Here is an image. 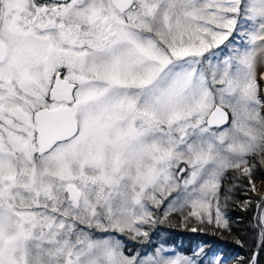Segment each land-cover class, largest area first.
<instances>
[{"label": "snow or ice", "instance_id": "obj_1", "mask_svg": "<svg viewBox=\"0 0 264 264\" xmlns=\"http://www.w3.org/2000/svg\"><path fill=\"white\" fill-rule=\"evenodd\" d=\"M262 62L264 0H0V264H195L128 243L238 179L264 238Z\"/></svg>", "mask_w": 264, "mask_h": 264}, {"label": "trees", "instance_id": "obj_2", "mask_svg": "<svg viewBox=\"0 0 264 264\" xmlns=\"http://www.w3.org/2000/svg\"><path fill=\"white\" fill-rule=\"evenodd\" d=\"M263 179L264 171L257 172L254 176L257 186ZM234 183L235 187L229 185L232 187V192L225 209L230 230L217 229L211 224L201 225L195 222L185 227L183 220L180 221V216L175 214L170 217V222L158 225L154 230L168 231L170 236L166 243L173 244L181 254L195 258V264H214V258L226 261V264H247L256 252H258V264H264V238L261 237V229L257 226L261 212L257 210L259 196L250 190L246 181L238 179ZM221 203L223 206V198ZM192 227H196L197 230L191 231ZM152 232L150 237L153 238L155 236ZM210 239H215V246L211 248L205 242ZM200 242L207 247L198 254L197 244ZM145 243L147 241H131L128 246L130 250L137 252L139 245ZM161 243L150 247L154 250Z\"/></svg>", "mask_w": 264, "mask_h": 264}, {"label": "rangeland", "instance_id": "obj_3", "mask_svg": "<svg viewBox=\"0 0 264 264\" xmlns=\"http://www.w3.org/2000/svg\"><path fill=\"white\" fill-rule=\"evenodd\" d=\"M264 69V62L262 63H258V71ZM264 181V179L260 182V184ZM260 184L257 186V188H259ZM182 217H180V221H181ZM152 233H154V236L155 237H150V240L147 241V243L145 244H142L141 246L139 245V249L137 250V252H139L140 254H151L154 250L150 247L151 245H154V244H158V243H161L164 245V247L166 249H168V254L171 255V256H179V257H184V258H188V259H191L193 260L194 262L196 261L195 258L191 257V256H185L183 254H181L180 252H178V250L176 249V247L171 244V243H166L167 240H168V236L169 233L168 231H161V230H154ZM159 244V245H161ZM158 245V246H159ZM198 245V248H199V251H198V254L201 252V250L205 249L206 248V245L203 246L202 245V242H200V244H197ZM141 247V248H140ZM214 262L216 260V258L213 259Z\"/></svg>", "mask_w": 264, "mask_h": 264}, {"label": "bare ground", "instance_id": "obj_4", "mask_svg": "<svg viewBox=\"0 0 264 264\" xmlns=\"http://www.w3.org/2000/svg\"><path fill=\"white\" fill-rule=\"evenodd\" d=\"M258 189L260 190V194L264 195V181L260 184ZM257 210H261V209L257 206ZM205 242L209 248L215 246V244H214L215 239L205 240ZM206 244H202V245L205 246ZM207 245H206V247H207Z\"/></svg>", "mask_w": 264, "mask_h": 264}, {"label": "water", "instance_id": "obj_5", "mask_svg": "<svg viewBox=\"0 0 264 264\" xmlns=\"http://www.w3.org/2000/svg\"><path fill=\"white\" fill-rule=\"evenodd\" d=\"M256 254V258L258 257V252L255 253Z\"/></svg>", "mask_w": 264, "mask_h": 264}]
</instances>
